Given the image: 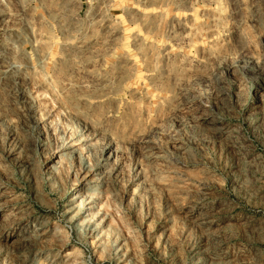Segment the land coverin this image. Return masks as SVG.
I'll list each match as a JSON object with an SVG mask.
<instances>
[{"label": "rangeland", "instance_id": "374dc122", "mask_svg": "<svg viewBox=\"0 0 264 264\" xmlns=\"http://www.w3.org/2000/svg\"><path fill=\"white\" fill-rule=\"evenodd\" d=\"M0 264H264V0H0Z\"/></svg>", "mask_w": 264, "mask_h": 264}]
</instances>
